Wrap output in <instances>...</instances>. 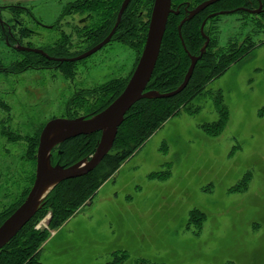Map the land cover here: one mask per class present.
I'll return each instance as SVG.
<instances>
[{
  "label": "rangeland",
  "instance_id": "rangeland-1",
  "mask_svg": "<svg viewBox=\"0 0 264 264\" xmlns=\"http://www.w3.org/2000/svg\"><path fill=\"white\" fill-rule=\"evenodd\" d=\"M75 1L0 0V6L24 44H54L65 31L72 50L82 51L87 45L71 26L81 25L79 17L87 12L74 17V10L67 11ZM109 7L90 11L94 23ZM218 17L221 45L248 34L255 41L264 39L250 16L233 12ZM34 18L53 26L43 27ZM137 57L133 47L114 41L72 65L71 77L58 68L0 72V211L22 201L32 188L45 124L74 111L80 114L75 117L85 115L74 104L78 92L130 76ZM23 59L0 30V64ZM218 89L230 118L220 134L210 136L201 124L218 119ZM206 90L194 101L197 113L183 111L168 120L95 197L59 229H50L43 264H146L145 259L150 264H264V43ZM169 165V178L149 177ZM194 208L205 213L199 234L186 228ZM47 216L36 222L37 228L48 227ZM116 249L127 251L122 262H115Z\"/></svg>",
  "mask_w": 264,
  "mask_h": 264
},
{
  "label": "trees",
  "instance_id": "trees-1",
  "mask_svg": "<svg viewBox=\"0 0 264 264\" xmlns=\"http://www.w3.org/2000/svg\"><path fill=\"white\" fill-rule=\"evenodd\" d=\"M107 1L109 0H76L66 7L67 11H71L73 8H78L75 5H82L91 11L102 9L104 5H110L107 12L104 11L106 16H104L103 24L99 26V30L94 32L96 35L92 39L94 43L102 41L110 32L117 21L124 0ZM153 1L131 0L122 14L118 27L122 33L119 40L133 47L138 53L134 69L147 38ZM261 1L264 8V0ZM259 4L260 0H219L214 5V9L220 11L234 9V12L250 16L254 21V31L260 32L264 31V10L260 13H253L248 10L258 8ZM144 13H147V17ZM206 13L204 11L201 17L184 23L181 30H179L180 16L173 14L169 17L160 55L147 89L169 92L182 84L191 64L190 55H199L206 41L200 31ZM218 16L211 18L205 26V32L211 35V40L196 64L187 86L174 96L143 98L137 101L126 113L112 150L92 171L79 177L66 179L51 190L35 216L0 249V264H43L41 258L43 244L51 235L50 229H59L83 204L95 197L97 190L102 187L108 178L114 175L125 161L131 159L135 152L168 120L183 111L191 114L197 113L200 107L195 106L194 101L200 95L206 93L209 83L224 74L232 64L241 61L258 45L264 43V39L255 41L253 35L248 34L242 40L232 39L221 45ZM56 48L59 47H44V50L51 56L62 55L61 52H56ZM23 54H25V58L18 64L17 72L35 66L40 68L57 67L70 77L74 73L72 65H75V63L73 62H58L37 52H24ZM63 55L69 54L64 53ZM130 76L113 79L100 87L81 90L74 97V104L81 107L85 111V115L90 116L98 113L120 95ZM215 108L218 112V119L201 124L202 129L210 136L220 134L230 118V111L221 89H218L216 94ZM78 114L74 111L69 116L72 118ZM100 137L101 132L98 131L65 140L53 149L54 163L59 162L68 166L84 157L91 156L97 148ZM169 167L152 172L149 177L151 179L169 178L172 174L171 167ZM245 180L248 181V176L245 177ZM18 204L20 202L13 205L10 212L0 214V225L15 211ZM49 213H51V217L47 221L48 227L37 228L38 220ZM189 213L186 228L195 234H199L202 231V221L205 213L198 208L192 209ZM192 225H194L193 229L191 228ZM126 255V249H122V251L121 249L114 250L115 262L116 259L119 261L121 259L122 262L123 256ZM145 263L150 264V261L145 259Z\"/></svg>",
  "mask_w": 264,
  "mask_h": 264
},
{
  "label": "water",
  "instance_id": "water-1",
  "mask_svg": "<svg viewBox=\"0 0 264 264\" xmlns=\"http://www.w3.org/2000/svg\"><path fill=\"white\" fill-rule=\"evenodd\" d=\"M131 0H124L118 14V21ZM217 0H207L199 5L197 12ZM172 0H155L149 29L143 51L138 63L124 90L105 109L93 115H82L77 117H56L49 120L40 135L37 150L36 176L32 188L25 200L19 207L0 225V249L3 248L20 230L35 216L43 205V202L51 190L62 181L79 177L96 168L113 148L119 127L125 119L126 113L139 100L143 98L170 97L180 93L190 81L200 56H191V64L182 84L175 90L161 92L159 90L147 89L153 72L155 70L163 38L166 32L168 18L172 9ZM253 13L264 10L260 3L258 8L248 9ZM228 11H220L225 13ZM186 20V19H185ZM183 20V22L185 21ZM181 25L179 29L181 30ZM113 31L100 43L87 52L71 58V60L83 59L97 50L101 49L111 41ZM208 41L202 48V53L207 48ZM21 49L35 51L48 56L41 48L21 46ZM101 132L95 152L88 157L71 164L63 165L53 161V149L65 140L81 135ZM51 215V214H50Z\"/></svg>",
  "mask_w": 264,
  "mask_h": 264
},
{
  "label": "flooded vegetation",
  "instance_id": "flooded-vegetation-1",
  "mask_svg": "<svg viewBox=\"0 0 264 264\" xmlns=\"http://www.w3.org/2000/svg\"><path fill=\"white\" fill-rule=\"evenodd\" d=\"M155 1V0H154ZM154 1H153V6H154ZM205 1L207 0H172V9L173 11L170 13L169 17L172 16L173 14L177 15V16H180V24L182 23L181 25V28L183 26L184 23L194 19V18H197V17H201V14L206 11V16L205 18H203L202 20V24L200 26V31H201V35L205 38V43L203 44L202 48L204 47V45L206 44V42L208 41V44H207V47L210 43V40H211V35L210 34H207L205 32V26L206 24L210 21L211 18H214L218 15H221V14H226V13H233L234 12V9L233 10H221V11H228V12H225V13H219L220 10L218 9H214V5L217 4V1L215 2H212L211 4L207 5L205 8L193 13L196 8L201 5L202 3H204ZM131 2V1H130ZM129 2V3H130ZM260 3H262V1L260 0ZM81 4V3H80ZM123 4V3H122ZM263 4V3H262ZM129 5V4H128ZM260 5V4H259ZM76 7L78 8H73L71 10H74V17H76L75 15H77L78 12L80 13H83V12H87L85 16H82L79 17V22L81 23V25L79 24H71L72 26V30L74 31V33L80 37V40H82L81 42L83 44H85V48L81 51V49H74L72 50V47H71V41L69 40L70 38V34H68L67 32L65 31H62V35H64L62 37V39L57 42V43H54V44H50V45H45L44 47H52V48H55V47H59V48H56V52H61L62 55H56V56H51L48 54V52H46L44 50V47H37V46H32L31 44H24L18 37L16 34L13 33L12 31V27H11V24L6 21L5 19H3V16H2V11H1V7L0 6V30L4 36V41L5 43L10 47V48H13L15 49L17 52L19 53H24V52H35V51H28V50H25V49H21V46H28V47H33V48H41L43 49L46 53H47V57L48 58H51L53 60H56L58 62H73V63H79V62H83L84 60H86L89 56L95 54L96 52H98L99 50L105 48L108 44L114 42V41H121L119 40V36L122 34L118 27H119V24H120V21L117 25V21H118V17H117V21L115 22L114 26L111 28L110 32L106 35V37L113 31V29L116 27L115 29V32L114 34L112 35V38H111V41L109 43H107L105 46H103L101 49L97 50L96 52H94L93 54L83 58V59H78V60H71V58H74V57H77L85 52H87L88 50H90L91 48H93L94 46H96L98 43L100 42H96L94 43L92 41L93 38H95V31L99 30V26L103 24V19H104V16H102L100 18V21L94 23L95 21L92 20V13L88 10V8L86 6H82V5H75ZM153 6H152V9H151V14H150V18H149V23H150V19H151V15H152V10H153ZM122 7V6H121ZM127 8V7H126ZM107 9L106 8V12H107ZM121 9V8H120ZM142 13V12H141ZM119 14V13H118ZM145 16L147 15V13H144ZM65 15V14H64ZM67 15V14H66ZM65 15V16H66ZM31 16V15H30ZM106 16V15H105ZM33 17V16H31ZM86 17V18H85ZM147 17V16H146ZM35 19V22H37L39 25L43 26V27H46V28H52L53 25H43V22L40 21L39 19ZM186 19V20H185ZM15 22H18V20L15 18L14 19ZM183 20H185L183 22ZM97 21V20H96ZM169 21V19H168ZM78 22V23H79ZM212 22V21H211ZM19 23V22H18ZM94 23V24H92ZM179 24V26H180ZM219 25V23H218ZM167 26H168V23H167ZM167 28V27H166ZM148 29H149V25H148ZM180 30V29H179ZM105 37V38H106ZM104 38V39H105ZM103 39V40H104ZM84 40V41H83ZM185 46V45H184ZM186 48V47H185ZM202 48H201V52L199 55H193V56H200V58L198 59V61L201 59L203 53H202ZM207 49V48H206ZM38 53V52H37ZM64 53L66 54H69V55H63ZM42 54V53H40ZM44 55V54H43ZM192 54L190 55V58H191ZM24 58H25V54H24ZM197 61V63H198ZM21 63V62H20ZM19 63H12L8 66H4L2 64H0V72L2 73H21V72H24L26 71L27 69H25L24 71H21V72H17L16 70L19 68ZM135 64V63H134ZM30 68H34V69H43V68H40V67H35V66H31ZM54 68H57V67H54ZM29 69V68H28ZM59 69V68H58ZM119 77H114V79H118ZM40 140V139H39ZM39 145V144H38ZM38 150V148H37ZM9 192V191H8ZM27 192L24 191V194H26ZM0 194H1V191H0ZM8 193H6L5 195H3L4 197L7 196ZM28 195V194H27ZM26 195V197H27ZM1 197V196H0ZM25 197V198H26ZM24 198V200H25ZM23 200V201H24ZM23 201H20V204L23 202ZM17 203V202H16ZM16 203H13L12 205H10L9 207L6 208V210L4 211H0V214H6L8 212L11 211L13 205H15ZM19 203V202H18ZM18 204L15 208V210L19 207ZM51 213L48 214L47 216V220H46V225H47V221L49 220V218L51 217L50 215Z\"/></svg>",
  "mask_w": 264,
  "mask_h": 264
},
{
  "label": "crops",
  "instance_id": "crops-1",
  "mask_svg": "<svg viewBox=\"0 0 264 264\" xmlns=\"http://www.w3.org/2000/svg\"><path fill=\"white\" fill-rule=\"evenodd\" d=\"M53 233H55V232H53ZM55 234H56V233H55ZM55 236H56V235H55ZM55 236H53V237H51V238H55ZM51 238H50V239H51ZM51 240H52V239H51ZM45 246H46V245H45ZM45 246H43V252H44V250L46 249ZM43 252H42V253H43ZM44 263H45V262H44Z\"/></svg>",
  "mask_w": 264,
  "mask_h": 264
},
{
  "label": "bare ground",
  "instance_id": "bare-ground-1",
  "mask_svg": "<svg viewBox=\"0 0 264 264\" xmlns=\"http://www.w3.org/2000/svg\"><path fill=\"white\" fill-rule=\"evenodd\" d=\"M169 19V18H168Z\"/></svg>",
  "mask_w": 264,
  "mask_h": 264
}]
</instances>
